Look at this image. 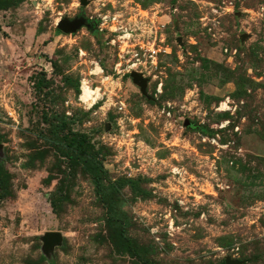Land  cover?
Returning <instances> with one entry per match:
<instances>
[{
    "label": "rangeland",
    "instance_id": "1",
    "mask_svg": "<svg viewBox=\"0 0 264 264\" xmlns=\"http://www.w3.org/2000/svg\"><path fill=\"white\" fill-rule=\"evenodd\" d=\"M86 1L0 0V264H264V0Z\"/></svg>",
    "mask_w": 264,
    "mask_h": 264
},
{
    "label": "trees",
    "instance_id": "2",
    "mask_svg": "<svg viewBox=\"0 0 264 264\" xmlns=\"http://www.w3.org/2000/svg\"><path fill=\"white\" fill-rule=\"evenodd\" d=\"M90 28H94L93 24H90ZM45 83H47V82H45ZM69 145H71L74 148H77V147L82 148L84 146V143H83V141L78 140L76 137L73 136L70 138ZM87 161L88 162H86V164L88 165V169L92 173V178L95 182L98 193L100 194L101 198L106 201L107 200L106 192H105L101 177L98 174H96L92 170L91 166L89 165L91 160H87ZM3 183H4V179L1 176L0 177V185H2ZM2 197H4V196H2ZM106 203H107V201H106ZM107 205H108V222H109V224L112 226H118L119 227V230L114 232V234H113V237L115 238V241H116L115 242L116 247H118L121 250H125V251L129 252L141 264H153V262H151L149 259L145 258L141 254V248L139 247V245L131 237H129L125 234L124 226H123L122 222L119 224L120 219L114 210L113 204L109 201Z\"/></svg>",
    "mask_w": 264,
    "mask_h": 264
},
{
    "label": "water",
    "instance_id": "3",
    "mask_svg": "<svg viewBox=\"0 0 264 264\" xmlns=\"http://www.w3.org/2000/svg\"><path fill=\"white\" fill-rule=\"evenodd\" d=\"M83 4H87L86 0H83ZM57 26L60 30L64 32H76L80 28L83 27H90V25L87 23L86 17H77L73 20L63 19L60 20L57 23ZM131 77L133 78L134 82L140 85V88L143 92H145V89L147 87V79L143 76L141 72L138 71H132ZM189 124V121H186V125ZM58 234L55 232H51L48 234L49 237H56ZM226 264H240V262L236 260H232L230 258H226L225 260Z\"/></svg>",
    "mask_w": 264,
    "mask_h": 264
},
{
    "label": "bare ground",
    "instance_id": "4",
    "mask_svg": "<svg viewBox=\"0 0 264 264\" xmlns=\"http://www.w3.org/2000/svg\"><path fill=\"white\" fill-rule=\"evenodd\" d=\"M97 91V90H96ZM93 92L95 91H92L90 89V87L84 82L83 84V87H82V96H81V100L84 102L85 101H88V100H91V101H95L94 99H90V98H95L94 96H98L97 94H94Z\"/></svg>",
    "mask_w": 264,
    "mask_h": 264
},
{
    "label": "built area",
    "instance_id": "5",
    "mask_svg": "<svg viewBox=\"0 0 264 264\" xmlns=\"http://www.w3.org/2000/svg\"><path fill=\"white\" fill-rule=\"evenodd\" d=\"M126 36V35H125ZM157 50L154 48H149V51H151V57H154L157 54ZM104 70L102 69V67L100 66L99 63L95 62V66L94 68L90 71V75H103ZM105 76V75H104ZM107 78V77H106ZM86 83V82H85ZM88 85V83H86Z\"/></svg>",
    "mask_w": 264,
    "mask_h": 264
},
{
    "label": "flooded vegetation",
    "instance_id": "6",
    "mask_svg": "<svg viewBox=\"0 0 264 264\" xmlns=\"http://www.w3.org/2000/svg\"><path fill=\"white\" fill-rule=\"evenodd\" d=\"M80 16H81V14H80L78 17H80ZM87 23H88V24L90 23V20H89V19H87ZM90 24H91V23H90ZM90 24H89V25H90Z\"/></svg>",
    "mask_w": 264,
    "mask_h": 264
}]
</instances>
